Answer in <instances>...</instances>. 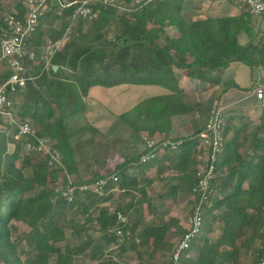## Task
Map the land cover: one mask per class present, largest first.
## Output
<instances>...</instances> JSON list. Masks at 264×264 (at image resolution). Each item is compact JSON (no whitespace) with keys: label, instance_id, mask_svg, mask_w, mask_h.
I'll return each mask as SVG.
<instances>
[{"label":"trees","instance_id":"trees-1","mask_svg":"<svg viewBox=\"0 0 264 264\" xmlns=\"http://www.w3.org/2000/svg\"><path fill=\"white\" fill-rule=\"evenodd\" d=\"M8 1L0 0V10H9L5 7ZM222 1L212 0L207 11L213 15L207 13L203 18L199 16L202 6L186 10V0H97L95 6L100 12L91 22L53 4L40 15L27 44L36 57L26 59L30 78L21 91L23 103L13 121L0 114V264H75L76 259L121 264L111 253L104 259L106 252L98 244L96 233L121 251L139 252L135 233L140 222H119L117 213L127 216L143 204L152 212L159 209L153 202L163 194L150 196L151 181L139 180L136 172L137 167L148 166L139 161L148 151L146 139H156V150L176 160L181 175L176 177L175 189L184 188L191 195L189 214L193 212L197 202L193 189L205 161L198 167L192 150L200 145L197 136L206 123L198 128L192 124L191 132L182 125L181 133L173 134L176 121L187 118L190 110L178 73L217 86L214 101L218 108L225 93L240 88L233 79L222 78L233 62L251 69L264 67V14L250 13L241 0H225L230 7L222 4L217 9L215 4ZM232 5L237 12H231ZM16 8L20 10L22 4L17 3ZM156 16L169 23L148 27L147 22ZM254 31L259 34L257 40L252 37ZM242 35L248 38L245 43L241 42ZM49 40L64 44L42 59V47ZM10 74L11 69L0 59V84ZM148 86L164 90L149 94ZM95 88L111 90L114 95L107 102L93 98L91 90ZM132 92L138 95L128 109L119 113L111 110L113 98ZM91 99L99 100V105L92 104ZM106 117L110 121L99 127L97 122ZM223 117L224 150L203 206L204 224L183 253L182 264H245V257L251 258V264H260L264 253V105L258 124L248 129V122H240L230 135L233 117L226 112ZM80 118L86 119L84 127L88 126L93 136L104 132L108 138L125 141L138 137L144 149L129 155L110 149V155L103 158L100 151L109 147L101 143L92 157L105 160L106 170L83 176L82 159H77L71 140L83 126L70 130L73 121ZM25 121L35 135L61 153L62 166H50L46 154L26 149L27 139L14 138L18 125ZM28 140L35 141L32 136ZM66 175L75 179L69 182ZM114 175L119 178L117 182L112 180ZM101 178H110L101 194L90 188L79 189ZM59 181L62 188L57 186ZM69 185L77 187L72 201L63 195ZM116 188L130 191L131 199L125 205L112 203ZM69 211L83 219L73 220L66 227L61 220ZM19 224L26 225L28 231L15 237ZM171 226L175 230L170 235ZM119 228L123 235L116 233ZM186 231L173 217L160 226H144L141 245L153 248L157 257V262L148 264H172L167 257ZM22 242L32 247L24 261L19 255Z\"/></svg>","mask_w":264,"mask_h":264},{"label":"built area","instance_id":"built-area-1","mask_svg":"<svg viewBox=\"0 0 264 264\" xmlns=\"http://www.w3.org/2000/svg\"><path fill=\"white\" fill-rule=\"evenodd\" d=\"M97 0H57L55 5L61 9L72 10L73 16H80L88 21L97 18L100 9L96 7ZM103 3H110L114 0H101ZM21 3L22 8L18 10L16 4ZM241 3L248 7L250 13L255 15L264 14V0H241ZM7 7L9 10H0V59L5 60L11 69V74L6 81L0 84V114L9 115L10 105L13 98L26 88L28 82L26 59H35V51L28 48V41L36 31L40 15L52 5V0H9ZM64 41H46L42 47L41 58L46 59L56 49L61 48ZM255 94L258 100L263 99L264 89L260 83L255 87ZM224 111L221 107L212 110V116L206 122L205 127L200 131L197 138L200 141V148L205 151V165L199 169L200 179L193 189V195L197 197V202L193 212L188 217L187 231L179 240L171 253L172 264H182L183 253L191 247L192 241L199 235L204 224L203 206L206 202L207 193L210 190L212 180L216 178V165L224 150ZM29 136L34 137L31 142ZM16 140L27 139L25 147L28 151L43 152L46 154L50 166H62V155L50 147L45 139L35 135L32 126L25 121L18 125V130L14 135ZM156 139H146L148 151L140 157V163L154 161L160 155ZM110 178H101L91 185L80 186L79 189H92L101 194ZM112 180H119L117 175L112 176ZM69 182H71L69 180ZM59 189V188H58ZM77 187L69 185L64 190L63 195L72 201ZM119 222L126 223L127 218L121 212L117 213ZM118 235H123L122 229H117ZM129 234V231L127 232ZM260 264H264V253L260 259Z\"/></svg>","mask_w":264,"mask_h":264},{"label":"rangeland","instance_id":"rangeland-1","mask_svg":"<svg viewBox=\"0 0 264 264\" xmlns=\"http://www.w3.org/2000/svg\"><path fill=\"white\" fill-rule=\"evenodd\" d=\"M211 2V4H210ZM224 2V1H223ZM223 2H219V4L221 5ZM224 4V3H223ZM7 6L9 5L8 3L6 4ZM186 10H189L190 6L187 5V1H186ZM214 5V4H213ZM201 10L199 11V16L205 17L208 13L207 8L209 9L210 6H212V0H205L204 5H201ZM217 9H220L221 7H216ZM215 10L214 12H218V10ZM164 14H166V12H164ZM209 15H213L211 12L208 13ZM197 17V16H196ZM255 19V18H254ZM169 23L168 19H164V18H160V17H154L153 19L149 20L147 22L148 27H152L155 24H167ZM263 27V26H262ZM170 28V26H169ZM171 33L176 35V31L174 30V28H170ZM259 34H256V31L253 32L252 37L257 40L258 39ZM235 63V62H234ZM233 64V63H232ZM234 66H238L239 68V74L242 75L243 80H244V84H249L250 81V74L254 73V75L258 76L259 73V68L254 67L253 69L245 66L244 64L240 63V62H236ZM263 69V68H262ZM261 71H264L262 70ZM225 76H223L222 78H224ZM263 80H264V76H263ZM209 90L212 89L211 86H208ZM141 90H145L147 88H139ZM206 89V90H208ZM163 87L161 86H148V93H156V92H161L163 91ZM206 90H192L191 91H187L188 93L185 96L186 102L188 103V105L190 106V118L192 119V121L194 122V124L196 125V127H202L211 117L212 114V109L213 107L217 104L216 101H214V93L216 90V87L214 86L212 90L210 91H206ZM246 91V90H245ZM112 91L111 90H105L104 88H95L91 90V95H93V97H98L99 99H107L109 94H111ZM133 93V92H132ZM126 93L124 95L115 97L112 99V101L109 103V107L111 108V110L113 109L116 113H119L120 111H123L124 109H128V107L133 104V102L135 101L138 93ZM136 95V96H135ZM255 100V99H254ZM107 101V100H106ZM259 102L264 103V97L261 100H258ZM23 103V95L22 93H18L12 100L11 105H10V109H11V113H9L8 119L10 121H13V116L15 111H18V106ZM261 106V105H260ZM262 110V109H261ZM96 113H98L96 111ZM97 116V114H96ZM95 116V117H96ZM238 119V117H236ZM104 120V121H102ZM102 123L106 122V121H110L109 118L106 117V119H102ZM106 120V121H105ZM255 121L257 122L256 124L259 123L260 119L258 118V116L256 117ZM87 123L86 119L84 118H80L77 120H74L72 123V127L70 128L71 131H73V127H77V128H81L83 126V130H81V132L79 131L78 133H75L72 137V144L75 148V153L76 156L78 157L77 159H82L81 161V169H82V173L83 176H88L91 177L93 175V173H95L96 171L100 170V171H104L107 168V164L105 160L100 159L99 157H97V160H95L92 157V154L95 150V148H97L98 146H100V144H104V145H108L109 149L105 148L103 149V151L101 150L100 152L104 155L103 158L108 157L110 155L109 151L110 149H114L117 153L120 154H125V155H129L132 152H140L144 149V143L143 140L141 138L138 137H133L130 136V140L125 141L122 140L119 137H113V138H108L106 136V134H104V132L102 133H97L95 136H93L92 132L90 131L89 127L84 125ZM107 125V124H106ZM230 130L229 132L232 133L234 130V123H230ZM106 128V126H104V129ZM127 137H129V133L125 134ZM80 144V145H79ZM78 147H81V151L79 150ZM99 151V150H98ZM106 154V155H105ZM91 156V157H90ZM83 157V158H81ZM118 161L122 160V158H117ZM97 161H100V163L98 164ZM146 166V165H145ZM148 166L146 167H137L136 168V172L138 174V177L140 178L141 181L144 182L145 178L148 177ZM67 176V175H66ZM150 176V175H149ZM169 176V175H168ZM68 179L71 181L73 179H75V177H70V175L67 176ZM61 179H63V175H61ZM62 182H58L57 186H61ZM62 188V187H60ZM131 199V193L130 191H122L121 189H116V191L114 192V201L112 202L114 205L120 204V205H125L128 201H130ZM189 197L187 198H181L180 200H178V202L176 203H170L168 205H173V204H178L177 207H175L176 209L179 208L182 211V217L183 219H186L189 217V213H190V203H189ZM167 204L165 205V209L168 210V206ZM116 207V206H115ZM94 211H97V208L94 209ZM169 212V211H168ZM78 218L83 219V216H77L75 217L73 215V213L71 211L66 213V217L61 220V223L63 225H65L66 227H69L71 222L73 220H76ZM127 218V222H133L136 219L140 222V225L135 233V238L137 240L138 243H140V248H139V252L135 253L131 250H128L124 255H123V261L126 264H135V263H139L142 262L144 264H148V254L146 255L145 253H148V245H141V233H142V229L144 228V226L148 225V221L151 222V220H148V207L147 205H138L136 206V208H134L130 213L127 214L126 216ZM157 221L159 222V217L157 218ZM28 231V227L24 224H19L18 226V230L16 231V234H14L15 237L17 236H21L23 235L25 232ZM96 237H98L97 239L100 238V240H98V244H103L102 245V249H104L105 251L110 250V249H114L115 248V244L111 243L110 241H108L107 239L102 238L101 236H99V233L95 234ZM32 251V247L27 243V242H22L20 248H19V255L22 258V260L24 261L28 255V253H30ZM144 256V258L142 259L140 256ZM191 255H195L194 253ZM141 260V261H140ZM244 262L245 264H251V258L250 257H245L244 258ZM75 264H96L95 262L90 261L89 259H76Z\"/></svg>","mask_w":264,"mask_h":264},{"label":"crops","instance_id":"crops-1","mask_svg":"<svg viewBox=\"0 0 264 264\" xmlns=\"http://www.w3.org/2000/svg\"><path fill=\"white\" fill-rule=\"evenodd\" d=\"M186 1H187V5H189L190 8H192L194 5L195 6L204 5V2H205V0H186ZM223 3L222 4L224 5V7H230V5L227 4L228 3L227 1L224 0ZM210 4H211V2H210ZM222 4L220 5L219 3H216L215 6L219 7V6H222ZM185 8H187V7L185 6ZM230 10L232 13H235L238 11V8L235 7L234 5H232ZM170 28H173V27H170ZM247 39L248 38L246 37V35H242L241 42L245 43L247 41ZM235 63L233 62V64H231L229 66V68L227 69V71L224 74V76H225L224 79H233L237 83V85L240 86V88H231L227 93L224 94V96L221 98V102L223 103V104L221 103V108L224 112H226L227 116L233 117L232 123H234V126L236 124H239L240 122H242V123L248 122V125L245 127L250 129L251 125H254L257 123L255 121L256 117L258 116V118H260L261 109H262V106L264 105V103L258 101V98L256 97V94H255V87H256L257 83H260L262 88L264 89V80H263L264 71H261L262 68H263L262 70H264V67H260V66L256 67V68H259L258 76L254 75V73H251L250 74V81L251 82L249 84H244L243 77H242V75L239 74L238 66L233 67V65ZM178 74L180 77L179 78L180 79V86L186 92L189 90L191 91V88L193 91L194 90H202L203 91V90L208 89L209 88L208 86H211L212 89L214 87V85L209 80L193 79V78L187 77L185 74H181V73H178ZM215 87L217 88V86H215ZM212 89H210V90H212ZM210 90L208 89L206 91H210ZM113 95H114L113 93L109 94V96L106 100H109L110 98H112ZM214 95H215V93H214ZM90 102H92V104H94L96 106L99 105V100H97V99H91ZM105 102H107V101H105ZM190 110H189V113H190ZM189 115L187 116V118L181 117V118H179L178 121H176L177 124L175 125V130L173 132L174 135H179L181 133L180 129H181L182 125H185V129L187 131H189V132L192 131L191 125L194 124V122L192 121V119L190 118ZM236 117H238V119ZM188 124H190V126ZM97 125L100 127V126L106 125V123L103 124L102 122H97ZM195 128H197V127H195ZM230 134L231 133L228 132V135H230ZM98 147H100V146H98ZM178 153H180V151H178ZM166 156H168V154L163 153V154H160V156H158V158L155 159L154 161L148 162V168H147L148 169V177H146V179H148V181H151V184L148 188L149 189L148 191L150 192L149 194H150V196H156V195L163 194V196H162L163 198L162 197H160L158 199L156 198V202H153V206L157 205V206H159V209H156L155 211L152 212L148 208V220H151V218H152L151 222L148 221V226H152V225L160 226V225H162V222H165V223L171 222V217H173V218L179 219V225L183 229H186L187 225H188V218L183 219L180 206H179V208L176 209L175 207H177L178 204H173V205H168V204L176 203V202H178V200H180L181 198H184V197L185 198L189 197V199H191V195H188L184 188L175 189V186H177V184H178V179L176 177L181 175V173L179 171H177L178 168H177L176 160H174L172 157L169 158ZM192 158H194V160L197 161L198 167H200L202 162H204V160H205L204 149L200 148L199 145L196 146V148H194V150H192ZM187 161L189 162L190 160H187ZM139 180H140V178H139ZM170 188L172 190H170ZM116 189L119 190V188H116ZM116 189H115V191H116ZM122 191H125V190L122 189ZM166 204L169 206L168 210L165 209ZM158 217H159V222L157 221ZM169 230H170V235H171L172 233H174L175 227L171 226V227H169ZM98 240H100V238ZM171 241L175 243L177 241V239H175V237H173V238H171ZM138 244H140V243H138ZM102 245L103 244H101V247H102ZM115 248H116V250H114V249H110L108 251L106 250L105 251L106 255L104 256V259L107 258L108 253H111L115 260H117L121 264H126L122 260L123 259L122 257L128 250H131V249L121 251L118 248L117 244H115ZM152 249L153 248H150V246H148V251H149L148 255L149 254L153 255L152 257L148 258L149 263L150 262H157L156 254L154 253V251ZM131 251L137 253L135 250H131ZM170 256H171V254L168 255V257H167L168 260L170 259ZM192 256L193 255H191V257ZM135 264H137V263H135Z\"/></svg>","mask_w":264,"mask_h":264},{"label":"water","instance_id":"water-1","mask_svg":"<svg viewBox=\"0 0 264 264\" xmlns=\"http://www.w3.org/2000/svg\"><path fill=\"white\" fill-rule=\"evenodd\" d=\"M57 2V0H52V4L55 5ZM54 69L56 70L57 69V66L54 67Z\"/></svg>","mask_w":264,"mask_h":264}]
</instances>
